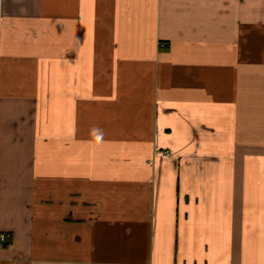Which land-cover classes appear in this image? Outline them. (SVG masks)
Instances as JSON below:
<instances>
[{
  "label": "crops",
  "instance_id": "crops-1",
  "mask_svg": "<svg viewBox=\"0 0 264 264\" xmlns=\"http://www.w3.org/2000/svg\"><path fill=\"white\" fill-rule=\"evenodd\" d=\"M0 264H264V0H0Z\"/></svg>",
  "mask_w": 264,
  "mask_h": 264
},
{
  "label": "built area",
  "instance_id": "built-area-1",
  "mask_svg": "<svg viewBox=\"0 0 264 264\" xmlns=\"http://www.w3.org/2000/svg\"><path fill=\"white\" fill-rule=\"evenodd\" d=\"M7 239H8V237L5 236V235H1V236H0V241H1V242H5Z\"/></svg>",
  "mask_w": 264,
  "mask_h": 264
}]
</instances>
